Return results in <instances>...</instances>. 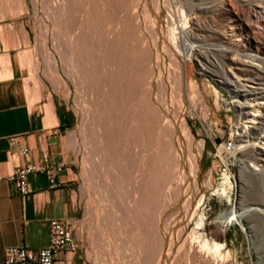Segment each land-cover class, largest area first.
<instances>
[{"label":"bare ground","instance_id":"6f19581e","mask_svg":"<svg viewBox=\"0 0 264 264\" xmlns=\"http://www.w3.org/2000/svg\"><path fill=\"white\" fill-rule=\"evenodd\" d=\"M38 1L42 4L45 12L43 14L47 20L50 19L65 36L57 38L55 43L52 42V47H49L47 24L43 23L42 50L46 58H49L53 53L58 57L56 58L57 61L50 58L52 62L53 60L56 62L55 65L60 74L58 84L62 87L65 98L70 94V85H73L75 89L73 110L76 115V128L72 133V141L76 158L82 164L80 189L81 191L84 188L87 189L96 202L111 203L112 207L114 206L120 213L126 211L134 213L136 211L133 210L139 207L144 209L143 206H146V212L156 211V194L158 193L156 190L159 180V176H156L157 172L155 173L156 155L151 150L146 152L148 148L145 151L143 148H139V145L137 146L138 143L136 144L135 136L140 128L142 116L137 100L134 96H131L123 104V100H121L123 83L124 89L127 87V90L134 91L136 86L131 76L132 67L137 69L138 65L141 67L140 64H143V67L145 66L147 69V80L145 79V83L142 84L145 103L152 110L157 108L155 106L158 104L164 108L163 114L161 113L162 115L157 119L155 118L154 126L162 137L163 145L169 146V148L160 147L164 155L162 157H165V165L167 164L170 168L174 165L176 168L174 175H165V178L160 180L163 181V186L160 187L159 185L160 190L163 188L162 207L158 206L160 209L157 210L156 221L154 220L153 223L160 239L158 253L162 256V264H167L168 253H171L169 249L175 248L180 243L193 212L201 200L199 197L195 201L196 195L201 189L199 180L201 171L200 152L203 146L200 143H196V146L193 145L194 137L183 116L187 107L193 110L197 93L194 90V85L188 86L186 82L184 63L180 57L177 37L171 19L173 14L171 1L135 0L134 7L136 10L133 9L130 12L129 9L123 8L125 5L121 6L122 3L118 5L109 0V2L102 4L106 10V26L101 33H96L90 26L92 22L89 23V1L31 0L35 9ZM262 1L260 0L259 6L255 8L251 6L250 11L245 14V18L248 22L264 27V1ZM200 11V13L211 17L217 13L218 7L213 5L202 8ZM198 22L197 20L196 23ZM233 22L235 21L233 20ZM96 30L98 31V29ZM136 31L139 33H136L138 40L141 36L144 39L142 41L146 42V47H140L143 57L134 56L132 53V56L126 59L127 57L125 58L123 53L124 45L126 42L129 43L128 39ZM192 33L193 41L216 39L217 44L219 43L218 47H215L217 55L221 58L218 59L219 62L215 59L211 60L205 53L197 52L201 72L221 78L222 83L236 98L241 97L244 101L248 100L247 98L250 96H254V99L264 98V66H255L243 60L239 56L240 47L232 38L226 40V46L221 45L224 43L222 39L227 34L230 37L239 36L235 31V26H228L227 30L222 29L221 34V31L219 33L212 27L196 24L195 31ZM218 34L223 35V37H219ZM133 39L135 38L133 37ZM139 44L137 43V45ZM253 56V59L263 62L256 54ZM227 69L232 71H230L231 74L227 73ZM125 79H127L126 82ZM244 82L251 83L253 86L245 89L248 86ZM154 87L159 92V103L155 97L157 95L152 94ZM172 87L173 90L170 92H173L174 95L168 91ZM185 98L188 100L186 105L184 103ZM172 105L175 108H172ZM236 107L237 124L240 125L241 130H244L247 121H257V125L251 130L239 132L237 142L243 143V145L254 143L252 141L259 138V132L264 131V105L250 106L246 102H241L236 103ZM148 116H150L149 113ZM244 119L246 122H243ZM261 139L264 140V136ZM193 146L195 149L192 148ZM242 153L254 165H261L262 173L257 175L253 173L254 170L244 169L247 178H245L246 181L239 180V189L242 190L243 187H246V192L242 193L238 190L240 197L236 206L221 214L219 218L226 224L237 223L244 228V225L247 224L250 225V229H255L264 226V149L254 150L253 147H246ZM131 161L135 164L137 162V164L134 169L132 168L133 170L131 169L130 179L128 180V176L126 177L129 183L126 191L127 196L123 195V200L126 203L124 206L120 205L121 203L117 204L118 198L115 199L114 194L116 192L113 189L118 186L120 181L122 182V176L126 174V172L124 174V167H127ZM157 205H160V202ZM100 206L99 204L98 207ZM103 206L105 207V204ZM104 207L103 209H105ZM106 209L108 211V208ZM90 210L92 209L90 208ZM97 210L99 212V209ZM171 217L173 219H170ZM134 220L137 221V219ZM203 220V217L199 218L196 224L203 225ZM101 224H103L102 221ZM166 246L169 249L165 251Z\"/></svg>","mask_w":264,"mask_h":264},{"label":"rangeland","instance_id":"374dc122","mask_svg":"<svg viewBox=\"0 0 264 264\" xmlns=\"http://www.w3.org/2000/svg\"><path fill=\"white\" fill-rule=\"evenodd\" d=\"M87 1H89L88 4H90L88 7L90 13L89 23L91 24L92 22L90 26L96 33H101L106 26V10L102 7V4L109 2V0ZM134 1L135 0H110V2H115L118 5L122 3L121 6L123 7L125 5L123 8L129 9L130 12L133 9L136 10L134 7L136 1ZM170 1L173 11L171 19L177 37L180 57L184 63L183 68L186 82L188 86L191 84L194 85V90L197 93V100L193 110L187 107L183 116L194 137L193 145L196 146V143H200V145L202 144L203 146L200 152L202 172L200 171L199 180L201 182V189L196 195L195 201L199 199V197H201V200L193 212V216L183 233L180 243L175 248L169 249L168 246L164 248L165 251L169 249L171 252L168 253L169 255L167 256L166 262L167 264H262V262L264 264V226L250 229V225L245 224L244 228L237 223L226 224L219 218L221 214L236 206L240 197V192H246V187H243L242 190L239 189V180L242 179V181H246L245 178H247L244 169L248 168V170H254L253 173L257 175L262 173V166H256L251 163L242 152L246 147H253L254 150L264 149V140L261 139L264 136V131L259 132V138L252 141L254 143L245 145H243V143H238L237 138L239 132L251 130L257 125V121H247L244 130H241L240 125L237 124L238 113L236 103L246 102L250 106L258 104L264 105V98L254 99V96H250L246 101L241 97L236 98L230 93L225 84L222 83L223 80L221 78L201 72L200 60L197 57V52L205 53L211 60L215 59V61L219 62L221 58H219L215 51L219 43L217 44L218 41L216 39L193 41L191 38L192 32L195 31L196 24L209 28L212 27L219 31V33L221 31V34L222 29L227 30L228 26H235V31L239 36L230 37L229 34H227V36L225 35L226 37L222 39L224 43H221V45L224 44L223 46H226L225 42H227V39H234L240 47L241 53L239 56L243 60L255 66L263 67L264 27L254 24L253 22H248L245 18V14L250 11L251 6L254 8L259 6L260 0H251V2H248V0ZM213 5H217L218 7V11L215 15L210 17L209 15L200 13V9ZM0 8L2 11H7L11 15L22 16L30 30V41L26 43V49L21 51L18 56V62L25 71L24 83L27 92L33 96L37 94L39 89H42L47 97H52L56 109L64 116V121L60 128V134L62 136L61 144H56V147L67 148L62 154L74 189L72 207H74L75 210L71 220L73 221L75 236L78 240L77 250H79L81 259H87L89 264H162V256L158 253L160 239L155 231V224L153 225V223L156 221L157 210L160 209L158 206L160 207L162 205L161 196L163 194V188L160 190V187L163 186V181L160 180L165 178V175H174L176 173V168L174 165H172L171 168L167 166V164L165 165V157H162L164 155L162 154L161 148H169V146L166 147L163 145L162 137L154 126L155 118L157 119V117L163 114L164 108H162V105L160 106L158 104L155 106L157 108L152 110L151 108L149 109V106L145 103V93L142 84L147 80V69L145 66L143 67V64H140L141 67L138 65L140 70L138 67L137 69L132 67L131 76L136 88L134 87V91L130 89L127 90V87L124 89L123 83L121 100H123L122 104L131 96H134L137 100L140 112L142 111V116L140 128L135 136L136 144L138 143L137 146L139 145V148H143L144 150L148 148L147 151L145 150L146 152L151 150L156 155L155 173L157 172L156 176H159V180L156 178L158 180L156 211L146 212L145 209L147 210V208L143 206L144 209L139 207L140 209L137 208L138 210H133L136 211L134 213L132 211L120 213L114 206L112 207L111 203L96 202L87 189L84 188L83 191L80 189V168L82 164L76 158L72 141V133L76 128V115L73 110L75 89L73 85H70V94L66 97V100L62 87L58 84L60 74L55 65V61H57L56 58L58 57L53 53L49 58H46L42 50L44 41L43 23L45 22L47 24V41L49 47H52V42L55 43L57 38L65 37L64 34L60 29L56 28L57 26H55L50 19L47 20L46 16H44L45 12L40 1L37 2L35 9L31 4V0H0ZM197 20L199 21L198 23H196ZM233 20L235 22H233ZM96 29H98V31ZM136 33L138 32L136 31L133 33L134 35L131 37L133 44L130 38L128 39L129 43L127 44L126 42L124 45L123 53L124 57H127L126 59L130 58L132 53L134 56L138 57V55H140L143 57V52H141L140 47H146V42L142 41L144 39H142L140 35V40H138L137 35L139 33ZM221 34H218V36L220 35L219 37H223ZM133 37L135 39H133ZM141 41L142 43H140ZM137 43L140 44L137 45ZM133 45L135 48H133ZM133 49L134 51H132ZM255 54L261 58L263 62L253 59V55ZM217 56L218 58L216 59ZM50 57L52 59L54 58L55 61L53 60L52 62ZM226 71L228 74L232 72L230 69ZM126 81L127 79H125V82ZM27 83H29V86ZM244 84L248 86L245 87V89H249L253 86L251 83L247 82H244ZM170 88L168 91L172 95L173 92L170 91L173 90V87L171 90ZM152 94L157 95L154 96L159 103L158 89L154 87L152 89ZM187 102L188 100L185 98V105L188 104ZM122 104L121 106H123ZM172 108H175V106L173 107L172 105ZM246 111H249V109H246ZM46 112L47 116L51 117L49 105L46 107ZM148 113L151 117L148 116ZM147 116L148 118H146ZM243 122H246V120L244 119ZM227 140H231V146L229 148L224 146V141ZM194 146L192 148L195 149ZM132 162L133 161L130 162L131 165L127 164V167H129L128 169L124 167V174L125 172L126 174H123L122 182L120 181L118 186L113 189V191L115 190L116 192H114L115 199L118 198L116 201L118 202L117 204L121 203L120 205L124 206L126 203L125 200H123V195L127 196L126 191L129 183L128 180L130 179V172L137 164V162L136 164L134 162L132 164ZM158 171L160 172L158 173ZM243 172L244 174H242ZM127 176L128 180L126 178ZM158 194L160 198H158ZM245 198L246 196L244 199ZM159 202L160 205H157ZM99 204L101 205L100 207H102L101 209L98 207ZM103 204H105V207ZM124 206L122 207L125 208ZM103 207L105 209L108 208V211L107 209H103ZM90 208L92 210H90ZM97 209H99V212ZM100 211L101 214L103 213L107 217L103 214L101 215ZM201 217L204 219V224L199 226L196 223ZM134 219H137V221ZM170 219L173 218L171 217ZM101 221L103 224H101ZM95 225H97L96 228ZM173 256L175 257L173 258Z\"/></svg>","mask_w":264,"mask_h":264},{"label":"crops","instance_id":"0c3cea01","mask_svg":"<svg viewBox=\"0 0 264 264\" xmlns=\"http://www.w3.org/2000/svg\"><path fill=\"white\" fill-rule=\"evenodd\" d=\"M26 24L22 16L0 8V174L42 160L64 165L53 174L52 182L42 174H29L26 194L0 180V264L7 246H45L48 219H72L75 210L73 184L62 154L67 148L56 147L61 144L64 116L42 89L33 96L27 92L25 71L18 62L20 52L30 41ZM48 105L51 117L47 116ZM22 148L28 151L26 157L20 153ZM53 264L89 263L76 249L57 254Z\"/></svg>","mask_w":264,"mask_h":264},{"label":"built area","instance_id":"2783aa9c","mask_svg":"<svg viewBox=\"0 0 264 264\" xmlns=\"http://www.w3.org/2000/svg\"><path fill=\"white\" fill-rule=\"evenodd\" d=\"M225 147L231 146V140L224 141ZM20 153L26 157L28 151L22 148ZM62 168V163L53 164L47 160L29 162L16 166L11 172L2 175L5 180L14 185L20 194L27 193V176L31 173L44 175L52 182L53 174ZM48 235L45 246L30 249L25 246H7L3 250V264H53L57 254L67 250L74 251L78 247L75 229L71 219L50 218L47 221Z\"/></svg>","mask_w":264,"mask_h":264}]
</instances>
